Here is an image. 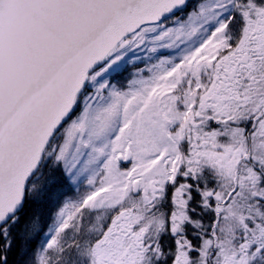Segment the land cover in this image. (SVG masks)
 Masks as SVG:
<instances>
[{"label":"snow or ice","instance_id":"1","mask_svg":"<svg viewBox=\"0 0 264 264\" xmlns=\"http://www.w3.org/2000/svg\"><path fill=\"white\" fill-rule=\"evenodd\" d=\"M0 264H264V0H0Z\"/></svg>","mask_w":264,"mask_h":264}]
</instances>
